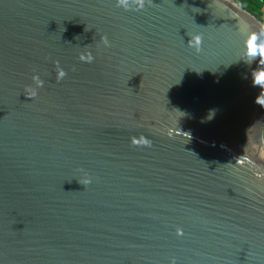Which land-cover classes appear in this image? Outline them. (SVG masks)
<instances>
[{"label":"water","instance_id":"obj_1","mask_svg":"<svg viewBox=\"0 0 264 264\" xmlns=\"http://www.w3.org/2000/svg\"><path fill=\"white\" fill-rule=\"evenodd\" d=\"M262 26L233 0H0V264H264Z\"/></svg>","mask_w":264,"mask_h":264},{"label":"clouds","instance_id":"obj_2","mask_svg":"<svg viewBox=\"0 0 264 264\" xmlns=\"http://www.w3.org/2000/svg\"><path fill=\"white\" fill-rule=\"evenodd\" d=\"M146 3H151V0H116V6L122 7L125 11L132 10V11H140L143 10ZM134 5V7H133ZM188 35V34H187ZM189 39L187 41V45L195 51L200 50V46L202 44V37L199 34H192L188 35ZM104 43L107 45L108 41L107 38H102ZM80 59L82 61L91 63L93 60L92 55L89 53L86 56L81 55ZM245 65H253L254 63H259L260 65H264V26L260 28L259 31H249L247 36L244 40V47L242 49L241 59ZM66 72L59 66V63L56 64V79L59 81L66 76ZM249 75L251 76V84L253 87L258 88L259 94L254 98V102L258 104L260 107H264V79L261 77L264 76V69L250 72ZM247 78V76L245 77ZM34 86H29L30 88V96L29 98L35 97L38 93L37 90L42 88L44 85V81L40 78L38 74H34L32 77ZM211 115H214L215 110H209ZM206 117L205 119H210ZM203 122V121H202ZM131 143L137 146H151V141L140 135L139 138L133 136L130 138ZM92 180L91 177H85L83 179L78 180V183L83 185L91 184ZM178 233L180 230H177ZM170 264H174V260L170 262Z\"/></svg>","mask_w":264,"mask_h":264},{"label":"trees","instance_id":"obj_3","mask_svg":"<svg viewBox=\"0 0 264 264\" xmlns=\"http://www.w3.org/2000/svg\"><path fill=\"white\" fill-rule=\"evenodd\" d=\"M239 6L249 11L258 19L262 20L260 12L258 11L257 2H261L263 0H235ZM263 22V21H262Z\"/></svg>","mask_w":264,"mask_h":264},{"label":"rangeland","instance_id":"obj_4","mask_svg":"<svg viewBox=\"0 0 264 264\" xmlns=\"http://www.w3.org/2000/svg\"><path fill=\"white\" fill-rule=\"evenodd\" d=\"M233 1L235 3H237L235 0H233ZM256 5L258 6V11L260 12L262 21L264 23V0L261 1V2H257ZM262 138L264 140V125H263V128H262ZM263 150H264V145H263Z\"/></svg>","mask_w":264,"mask_h":264},{"label":"snow or ice","instance_id":"obj_5","mask_svg":"<svg viewBox=\"0 0 264 264\" xmlns=\"http://www.w3.org/2000/svg\"><path fill=\"white\" fill-rule=\"evenodd\" d=\"M261 78L264 79V76H262Z\"/></svg>","mask_w":264,"mask_h":264}]
</instances>
